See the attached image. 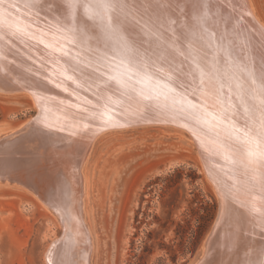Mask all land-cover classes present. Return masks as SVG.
Segmentation results:
<instances>
[{"label":"bare ground","instance_id":"obj_1","mask_svg":"<svg viewBox=\"0 0 264 264\" xmlns=\"http://www.w3.org/2000/svg\"><path fill=\"white\" fill-rule=\"evenodd\" d=\"M0 183L52 213L45 264H91L82 165L106 129L186 130L220 199L197 264H264V23L251 0H0ZM4 125L2 122L0 126Z\"/></svg>","mask_w":264,"mask_h":264},{"label":"rangeland","instance_id":"obj_2","mask_svg":"<svg viewBox=\"0 0 264 264\" xmlns=\"http://www.w3.org/2000/svg\"><path fill=\"white\" fill-rule=\"evenodd\" d=\"M264 23V0H251ZM36 116L25 93L0 95V132ZM91 264H197L220 199L186 130L144 123L103 130L82 165ZM24 188L0 183V264H45L62 235Z\"/></svg>","mask_w":264,"mask_h":264}]
</instances>
